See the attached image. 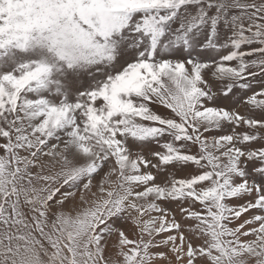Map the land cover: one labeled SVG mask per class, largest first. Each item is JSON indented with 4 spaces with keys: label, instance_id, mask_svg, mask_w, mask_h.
<instances>
[{
    "label": "snow or ice",
    "instance_id": "1",
    "mask_svg": "<svg viewBox=\"0 0 264 264\" xmlns=\"http://www.w3.org/2000/svg\"><path fill=\"white\" fill-rule=\"evenodd\" d=\"M0 264H264V0H0Z\"/></svg>",
    "mask_w": 264,
    "mask_h": 264
},
{
    "label": "rangeland",
    "instance_id": "2",
    "mask_svg": "<svg viewBox=\"0 0 264 264\" xmlns=\"http://www.w3.org/2000/svg\"><path fill=\"white\" fill-rule=\"evenodd\" d=\"M239 110L243 113L246 109H245V107L242 106ZM252 214H256V213L253 211V212H251V213H246L245 216L248 217V216H250V215H252ZM178 218H179V217H178ZM162 250H163V249H162Z\"/></svg>",
    "mask_w": 264,
    "mask_h": 264
}]
</instances>
